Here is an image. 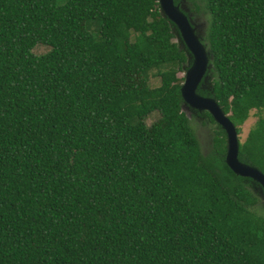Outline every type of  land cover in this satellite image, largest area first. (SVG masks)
<instances>
[{"label":"trees","instance_id":"trees-1","mask_svg":"<svg viewBox=\"0 0 264 264\" xmlns=\"http://www.w3.org/2000/svg\"><path fill=\"white\" fill-rule=\"evenodd\" d=\"M188 1L207 19L197 93L237 134L257 112L238 159L264 174V0ZM191 62L158 0H0V264H264L252 180L182 111Z\"/></svg>","mask_w":264,"mask_h":264},{"label":"water","instance_id":"water-1","mask_svg":"<svg viewBox=\"0 0 264 264\" xmlns=\"http://www.w3.org/2000/svg\"><path fill=\"white\" fill-rule=\"evenodd\" d=\"M158 3L162 16L175 25L192 59L180 88L184 108L207 112L211 116L226 135L225 163L227 167L235 175L257 183L264 194V174L253 166L243 164L238 159L239 139L236 127L215 99L203 97L197 93L198 87L204 83L210 68L208 50L200 41L191 20L180 10V7L174 4V0H158Z\"/></svg>","mask_w":264,"mask_h":264},{"label":"rangeland","instance_id":"rangeland-1","mask_svg":"<svg viewBox=\"0 0 264 264\" xmlns=\"http://www.w3.org/2000/svg\"><path fill=\"white\" fill-rule=\"evenodd\" d=\"M180 1V8L183 9L189 19L191 20L192 25L194 26L195 30L197 31V34L199 35L200 40H204V34L207 28V19L202 11L200 12H190V9L193 8L194 4L189 2L188 0H179ZM161 13V12H160ZM162 15V14H161ZM133 34L131 35V38H133ZM174 42H177L180 49L183 50V45L180 42V38L176 36L174 39ZM50 48L47 46H37L33 49V53L36 55H41L45 53ZM190 59V57H188ZM184 70L182 72L178 73L179 78H183L186 74V71L188 68L187 65L184 66ZM211 67V66H210ZM160 79L159 77L151 76L149 79V87L154 88L159 86ZM205 89H210L211 87V76L207 75L206 79L204 80V83L202 85ZM184 105V104H183ZM182 111L185 112L186 116L188 117L190 124L194 130V133L197 137V140L200 144L202 153H206L210 147H211V138L213 136V132L216 130V126L214 124H209L203 117H201V113L196 110L189 109L187 110L182 106ZM159 115L158 114H152L149 117L146 118L145 123L147 126L151 128V131L153 129H158L160 127V121L158 120ZM258 120V115L255 110H252L250 112V115L248 119L239 127L241 132L238 134L239 143H243L246 140V137L248 135V132L250 129L255 125L256 121ZM153 127V129H152ZM250 190H252L257 196L261 199L262 204L264 205V194L262 193V190L259 188L257 183L254 181L250 182ZM261 204V203H260ZM258 205L257 212L259 214H264V210L261 208V205Z\"/></svg>","mask_w":264,"mask_h":264},{"label":"clouds","instance_id":"clouds-1","mask_svg":"<svg viewBox=\"0 0 264 264\" xmlns=\"http://www.w3.org/2000/svg\"><path fill=\"white\" fill-rule=\"evenodd\" d=\"M260 188V187H259Z\"/></svg>","mask_w":264,"mask_h":264}]
</instances>
